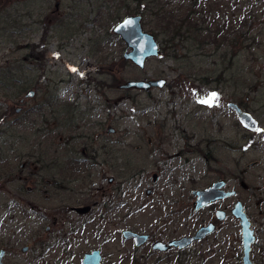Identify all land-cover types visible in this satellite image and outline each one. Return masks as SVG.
<instances>
[{
  "label": "rangeland",
  "instance_id": "obj_1",
  "mask_svg": "<svg viewBox=\"0 0 264 264\" xmlns=\"http://www.w3.org/2000/svg\"><path fill=\"white\" fill-rule=\"evenodd\" d=\"M165 1L177 20L190 14L188 21L197 23L205 11L204 19L215 21L214 31L220 27L221 32L216 43L206 44L192 38L167 46L158 37L162 55L149 59L141 71L123 59L125 43L112 37V29L135 14L126 8L135 7L132 0H0V248L16 250L7 264H24L27 256L34 264H80L84 252L100 248L105 238L99 234L111 238L103 264H140L143 251L124 243L120 233L195 232L213 216L209 211L194 214L192 191L206 189L222 176L228 189L237 192L222 205L227 218L216 236L225 243V264H242L241 228L230 211L237 201L248 209L256 230L251 258L264 264V214L258 206L264 200V134L238 126L228 106L240 104L264 127V0ZM148 3L142 5L151 7ZM43 13L63 14V28L57 24L50 30L45 51L39 44L43 33L31 31L34 16ZM149 19L143 21L151 25H143L150 32ZM62 36L60 60L55 47ZM31 43L39 44L37 52L46 57L47 85L42 88V73L24 61ZM10 61L24 68L2 72ZM159 79L167 80L163 89L119 88L128 81ZM26 88L39 96L21 105ZM45 92L51 96L49 107ZM158 123L165 128H157ZM178 125L192 138L191 148L201 143L205 149L208 144L202 141L215 139L213 157L207 161L197 152L185 171L166 167L154 181L157 163L185 147L186 141L169 137L177 134ZM111 128L116 131L108 134ZM88 134L96 144L80 138ZM159 136L169 140L156 150ZM93 150L101 154L96 162ZM42 152L50 161L48 192L30 198L25 194L33 180L20 175V168H36L35 157ZM255 161L260 165L250 166ZM175 162L182 164V159ZM54 182L63 190H56ZM29 198L37 207L26 206ZM172 200L183 206L168 205ZM25 246L27 255L22 253Z\"/></svg>",
  "mask_w": 264,
  "mask_h": 264
},
{
  "label": "flooded vegetation",
  "instance_id": "obj_2",
  "mask_svg": "<svg viewBox=\"0 0 264 264\" xmlns=\"http://www.w3.org/2000/svg\"><path fill=\"white\" fill-rule=\"evenodd\" d=\"M59 10H60V3H57L56 4V8H55V13L59 12ZM51 23H53V25H50ZM57 24H59V26H61L63 28V14L60 15L59 17H55L54 15H46L44 13L43 14H38L37 16L36 15L34 16L33 21H32V29H31V31L33 32V35H36L38 32L39 33L40 32L43 33L42 36H41V41L39 40V42H41L39 44L42 46V50L45 51L46 48L48 47V45L51 43V39L52 38L49 37V32H50V30L53 27H57ZM112 34H113L112 37L114 39L118 38L119 40H121V38L119 36H117V35H115L113 33V29H112ZM39 44L31 43L29 45V50H30L29 52H30L31 55H29V57L24 58V61H28L29 62V65L31 66V68H33L35 73L36 72L42 73V75H43L42 78H44V81L43 80L39 81L40 83H42V82L44 83V84L42 83V84L39 85V88H42L40 86L47 85V82H46L45 76H44L46 74V72H47V70H46V64L47 63H46L45 54L43 52H37V50L39 48L38 47ZM57 44L58 45L55 47L56 48L55 51L58 52L59 54L56 53L57 56L55 57V59H60L61 60V57H62V54H63V36L60 37V39L57 41ZM126 50H127V48L125 49V51ZM125 51H124V53H125ZM18 61H16V62L15 61L8 62V64H11V65H8V69L6 71H5V69H2V72L8 73V71H11L12 73H15V71L18 70L19 67H21V68L23 67L21 65V63H19ZM126 62H128V61H126ZM129 63L133 64L132 62H129ZM111 68H114V66L111 67ZM108 72L111 73V77L113 78L114 74H112V72H114V69H111V71L108 70ZM102 74H106V71L103 72ZM13 77H15L14 74H13ZM113 84H114V81L112 80V85ZM27 90L28 89L26 88L25 91H27ZM151 90H153V89H151ZM151 90H149V91H151ZM30 93H33V96L28 97V95ZM45 94H46V92H45ZM46 95H47V98L45 99V104L44 105L46 107H49V106H51V99H50L51 96L49 95V97H48V94H46ZM36 96H39V91L29 88V90L26 92V95H24V97L20 99L19 103L21 105H24L25 101L27 99H33ZM235 104H237V103H235ZM44 105L40 104L39 106L43 107ZM237 105L239 106V108L243 112L248 113L247 110H244V108L240 104H237ZM21 109H23V106L20 109H18L17 111L20 112ZM232 111H234V110H232ZM236 123L241 128L246 129L242 125V123L239 121V119H238V121ZM258 125H259V127L263 128V131L260 132V133L256 132V131H251L249 129H246V130L248 132H250L251 134H257V135L264 134V127H262L259 124V122H258ZM76 127H78V125H76ZM156 127L159 128V129H163V128H165V125L158 123L156 125ZM182 128H183V126L181 127V125L175 126V131L177 132V134L176 135H171L169 137L170 138H175V139L179 138V139H182V140L186 141L185 142V147L183 148V150H181L178 153L177 156H170V157H168L167 160H163V161H160V162L157 163V165L159 164L157 168L160 171H159V174L154 176V181H158L160 179V175H162L163 172H165L164 168H166V167H168V168L171 167V168H173V170L182 168V170L185 171V169L188 168V166L190 164V157L192 155H194L195 153H197V152L201 156H203L207 161L210 160V157H213L212 149L215 148L213 146V144H216L215 139L208 138V139H205L204 141H202V142H205V143L208 144L205 149H202L200 147L201 143H199V146L196 147L197 149L196 148H191V147H189V142H191L192 138H190L189 135L186 134V132H187L186 129H183V131H181ZM143 132L146 134L147 131H143ZM81 136H83V137H80L81 139H83L85 137L86 140L95 142V144H96V138H94V140H93L92 137H88L86 135H81ZM154 138H157V136L154 137ZM167 140H169L168 137L159 136V146L156 148V150H160L162 144H164ZM213 140L215 141V143H212ZM152 142H153L152 139L149 138V143H152ZM101 149L103 150V153H105L104 151H106V147H102ZM99 151H100V149H99ZM99 151L98 150H93V155H91V156L94 158V159L92 158L94 160V162H96L98 160V158L101 156ZM91 156H90V153H89L88 157H91ZM35 158L36 159H35L34 165H36V168L29 169V168H25V166L22 165L21 168H20V172H21L20 175H28L33 180L34 186H29L28 187L29 189L27 190L28 193H26L25 195L29 196L30 198H31V196H33V197H38L40 199V198H42V196L45 197L47 195V192H48L47 189L49 188V185L47 184V181H48L47 178L48 177L46 178V174L47 173L50 174V169L51 168H50V161L48 163L49 159H48V153L47 152H42V153L39 154L38 157H35ZM179 159H182V164H178V163L175 162V161H177ZM259 165H260V161H255L250 166L255 167V166H259ZM221 181H225L226 182L224 190L226 192H229L230 190L227 187L228 182L225 179V177H223V176L221 177L220 180L212 183V185H210L208 188L213 186L215 183L221 182ZM20 182H22V181H20ZM53 185L56 187V190H63V185H59L58 182H54ZM208 188H206V189H208ZM203 190H205V189H203ZM193 191H196V190H193ZM232 191H235V190H232ZM151 192L152 191H148V194H151ZM236 195H237V192H236ZM235 196L230 197V198H226V199L218 201V202H214V203L210 204L209 206H206V207L200 209L198 212H195V210H194V204H195L196 199L192 203V205L190 204V207L192 206V210H193L194 214H198V213H201V212L209 211L212 214L213 218H214V219L212 218L211 221H208V223L202 224L199 227V229L201 227H203V226H208L210 224H214L215 225V230H214V232L212 234L206 236L205 238L192 242L186 248H181V246L179 244L176 245L175 242H177L179 240H182L184 238L193 237L197 233V231L199 229H197L195 232H192V233H179L178 231H168V230H160V229H158L156 231H153V232H148V233H139V234H143V235L147 236L146 240H144L142 246H140V247H136L134 239H125V237L123 236V233H124L125 230H123L120 233V235L122 236L123 240H125L124 243L133 245L136 249H139V250L143 251V253H141V263L140 264H192L195 261H197L198 264H211V263H208V261H213V260L216 263L225 264L226 263L225 258H224V256H222L223 246H224L225 243L217 242L216 241V236L218 234H220L219 231H218L220 229V227H221L220 224L222 222H224L226 220V218H227V210H226V208H223L222 205L226 202V200L234 198ZM22 198H24V197H22ZM30 198L28 200L25 199L27 201V205L26 206H28V207H34V206L37 207L36 205H38L37 204L38 202L36 203L35 201L31 200ZM25 200L21 199V202L25 203ZM239 202H241V201H237L236 204H238ZM167 204L170 205V206H173L175 208L183 206L180 201H176V200L168 201ZM236 204H234V207L230 210L231 211V215H232V211L235 208ZM263 205H264V200L259 201L258 206L261 208V211H260L261 214H264ZM243 207H244V209H245V211L247 213V216L249 217L248 209L246 208V206L244 204H243ZM219 211H222V212L226 213L225 220L219 221L217 219V214H218ZM174 214H177V212L173 213V215ZM237 221L239 222V225H240V221L239 220H237ZM62 226L60 228H63ZM252 227H253V223H252ZM240 228H241V226H240ZM253 229L255 230L254 227H253ZM46 230L47 231H51V227H47ZM54 232H55V230H54ZM50 233H52V232H50ZM263 233H264V230H263ZM102 235L103 234H99V236H98L99 238L100 237L105 238L103 240L99 239V240L102 241L101 245H100V248L92 249V250H90L88 252H84V254H83V256H82V258L80 260V264H83V260H84L86 254L91 253V252L96 251V250L101 251V255H102V263L101 264H103V261L105 259L104 254H103V250H104V247L108 243H110L111 238L109 237V234L108 235H104V236H102ZM255 236H256V230H255ZM241 239H242V236H241ZM256 240H257V237H256ZM255 243H256V241H255ZM255 243H254V245H255ZM253 246L251 248L250 258H251V255H252ZM8 250L9 249L6 246L0 248V252L3 251V253H4L3 264H7L6 260H7V257L9 256L10 252H12V253L16 252V250L10 249L11 250L10 252ZM22 253L24 255L29 254V247L28 246L23 247ZM242 257H243V242H242L241 262H242ZM23 261H26L24 264H34V258L32 259L29 256H27V258L25 260H23ZM251 261L256 263L255 261L252 260V258H251ZM137 263H139V261L135 260V264H137ZM257 264H259V263H257Z\"/></svg>",
  "mask_w": 264,
  "mask_h": 264
},
{
  "label": "water",
  "instance_id": "obj_3",
  "mask_svg": "<svg viewBox=\"0 0 264 264\" xmlns=\"http://www.w3.org/2000/svg\"><path fill=\"white\" fill-rule=\"evenodd\" d=\"M131 23H128V22ZM113 33L121 38L125 43L127 50L125 51L123 58L125 61L132 62L140 70H145L146 63L149 59L159 58L162 55L161 46L155 34L145 31L143 26V17L141 15H131L125 17L114 28ZM167 84V80H150V81H128L121 85L120 90H143L145 92L151 89H163ZM33 96L30 93L28 97ZM229 108L234 110L239 121L242 125L251 131L262 132L263 128L259 127L258 122L249 113L243 112L239 106L233 102L228 104ZM108 134L114 133L115 129H109ZM226 185L225 181L217 182L213 186L205 190H196L192 192V195L196 197L194 204L195 212L200 209L209 206L214 202L224 200L236 195V191L226 192L224 190ZM232 215L240 221L241 236L243 242V257L242 264H257L251 261L250 253L251 248L256 241L255 230L252 227V222L247 216V213L243 207V204L239 202L236 204L232 211ZM226 218V213L219 211L217 219L223 221ZM215 230V225L210 224L208 226L201 227L197 233L190 238H184L175 242L176 245H180L181 248H186L192 242L201 240L206 236L212 234ZM125 239H134L136 247L142 246L147 236L136 233L131 230H125L123 233ZM3 251L0 252V264H3ZM102 255L101 251L96 250L85 255L83 264H101Z\"/></svg>",
  "mask_w": 264,
  "mask_h": 264
},
{
  "label": "trees",
  "instance_id": "obj_4",
  "mask_svg": "<svg viewBox=\"0 0 264 264\" xmlns=\"http://www.w3.org/2000/svg\"><path fill=\"white\" fill-rule=\"evenodd\" d=\"M132 0V3L135 4L134 8H131L129 5H126V8L129 9L130 12L135 13L134 15H141L143 19L150 18L152 19L153 28L150 30L151 33L155 34L156 37L162 38L165 41V44L168 46L171 44H175L178 40H189L194 39L196 42H200V44H206L207 41L216 43L217 38L220 34L219 28L217 31H214L213 26L215 21L208 23L205 18L203 12V18L197 23H193V21H188L190 19V14L184 15V18H179L177 20V15L172 10H168V3L165 0ZM198 3H209L210 0H196ZM147 2L149 6H143L142 4ZM197 3V4H198ZM200 14V13H196ZM149 19V21H151ZM144 25L150 26L149 22L144 23ZM186 25V27H185ZM205 27H202L204 26ZM212 35V36H211ZM190 36V37H189ZM114 85L117 84L118 79L113 76ZM88 137L90 135L88 134Z\"/></svg>",
  "mask_w": 264,
  "mask_h": 264
},
{
  "label": "snow or ice",
  "instance_id": "obj_5",
  "mask_svg": "<svg viewBox=\"0 0 264 264\" xmlns=\"http://www.w3.org/2000/svg\"><path fill=\"white\" fill-rule=\"evenodd\" d=\"M128 23H131L130 21ZM215 94H213V99H215ZM203 103H209V101H202Z\"/></svg>",
  "mask_w": 264,
  "mask_h": 264
}]
</instances>
